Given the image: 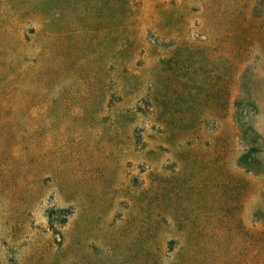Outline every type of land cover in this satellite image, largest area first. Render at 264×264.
Listing matches in <instances>:
<instances>
[{
  "label": "rangeland",
  "instance_id": "1",
  "mask_svg": "<svg viewBox=\"0 0 264 264\" xmlns=\"http://www.w3.org/2000/svg\"><path fill=\"white\" fill-rule=\"evenodd\" d=\"M0 264H264V0H0Z\"/></svg>",
  "mask_w": 264,
  "mask_h": 264
}]
</instances>
